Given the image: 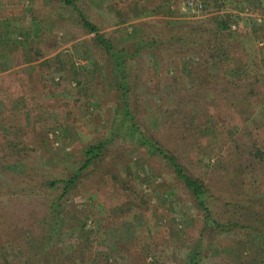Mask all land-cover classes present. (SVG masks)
<instances>
[{
	"label": "rangeland",
	"instance_id": "rangeland-1",
	"mask_svg": "<svg viewBox=\"0 0 264 264\" xmlns=\"http://www.w3.org/2000/svg\"><path fill=\"white\" fill-rule=\"evenodd\" d=\"M81 1L105 31L121 30L123 41L133 39L132 47L147 31H161L166 38L210 27L212 15L218 13L232 28L252 31L255 46L264 51V0H194L202 3L201 9L189 8L188 0ZM91 36L72 11L60 9L58 0H0V73L10 74L0 86L25 131L17 142L41 160L39 166L57 173L76 168L84 149L117 125L118 78L111 61L93 47ZM259 58L264 60V52ZM202 61L185 47L164 43L160 49L142 47L132 64L137 114L178 155L171 145L175 142L166 139V111L159 103L171 96L166 86L173 79L195 85ZM246 72L249 69L239 74ZM261 106L264 109V100ZM208 125L207 133L213 129ZM122 138L124 145L115 142L66 197L63 221L45 259L40 248L48 229H43L45 191L13 179L17 185L0 181V264H42L49 259L48 264H188L194 254L196 264H264V237L250 229L221 230L207 224L204 212L170 168L129 129ZM213 140L205 139L204 145ZM182 154L188 169L210 188L215 214L224 215L225 201L237 194L251 201L264 199L260 180L234 188L211 170L215 156L194 164ZM32 200L34 205L16 207ZM23 219H32L31 230L16 233ZM8 232L20 239L15 243Z\"/></svg>",
	"mask_w": 264,
	"mask_h": 264
},
{
	"label": "trees",
	"instance_id": "trees-1",
	"mask_svg": "<svg viewBox=\"0 0 264 264\" xmlns=\"http://www.w3.org/2000/svg\"><path fill=\"white\" fill-rule=\"evenodd\" d=\"M58 2L60 9L72 11L77 16L82 27L92 35L91 42L95 50L113 64L118 78L117 102L120 112L117 125L101 140L84 149L76 168L57 173L55 168L39 166L41 160L36 161L26 146L17 142V139H23L25 131L17 119L18 111H13L6 104L5 87L0 86V181L8 182L13 179L11 181L35 184L45 191L47 214L43 229L47 226L48 229L41 237L40 248L45 254L42 258H46L48 244L55 239L63 221L66 197L106 156L115 142L120 143V146L124 145L122 137L126 129L133 133L140 145L148 148L170 168L175 178L192 195L197 207L204 212L207 224L212 223L221 230L250 229L264 237V199L256 198L251 201L243 199L240 194L229 196L232 199L225 201L224 215L215 214L211 206L213 196L209 192L210 188L200 176L188 169L185 158L181 157L185 153L194 164H198L215 156L211 170L217 176L227 179L234 188L242 187L251 179L257 182L260 180L264 191V109L261 106L264 100V60L259 58L264 51L262 47L255 46L252 31L250 33L239 26L232 28L230 21L217 13L212 15L214 21L210 27L174 32L166 38L161 31H147L142 38H136L137 45L132 47L134 40L123 41L121 30H117V33L105 31V25L93 20L81 0ZM164 43L168 47H185L187 52L197 54L203 60L200 71L196 73L199 79L195 85L187 86L183 81L173 79L174 83H167L166 90L171 96L175 92L178 94L172 99L171 96L162 98L159 103L166 111V139L175 142L176 145H171L178 149L180 156L171 148L165 147L137 114L138 97L135 93L136 79L132 64L142 47L160 49ZM251 56H254L253 61L250 60ZM248 69L249 74H239ZM234 73L239 75L233 76ZM8 76L9 73H0V83H7ZM36 102L39 103L37 100ZM221 109H227L229 113L225 114ZM4 123L7 128H15V133L5 130ZM209 123L213 125V129L207 133ZM210 137L214 140L204 145V140ZM11 183L17 185L15 182ZM35 203V200L24 201L16 207L24 208ZM22 221V226L16 227V233L31 230L32 219ZM16 233L11 235L8 232L15 243L20 239V235ZM9 237L7 235V239ZM22 242L21 246L25 247L26 242ZM197 256L198 254H194L189 257L188 264H196ZM49 261L42 260V264H48Z\"/></svg>",
	"mask_w": 264,
	"mask_h": 264
},
{
	"label": "built area",
	"instance_id": "built-area-1",
	"mask_svg": "<svg viewBox=\"0 0 264 264\" xmlns=\"http://www.w3.org/2000/svg\"><path fill=\"white\" fill-rule=\"evenodd\" d=\"M187 5L191 9H193L194 7L197 9H201L203 7L202 3H196L194 0H188Z\"/></svg>",
	"mask_w": 264,
	"mask_h": 264
}]
</instances>
